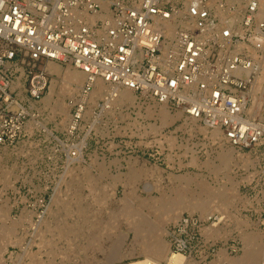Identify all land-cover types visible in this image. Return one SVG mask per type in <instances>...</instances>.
Segmentation results:
<instances>
[{
	"label": "rangeland",
	"instance_id": "rangeland-1",
	"mask_svg": "<svg viewBox=\"0 0 264 264\" xmlns=\"http://www.w3.org/2000/svg\"><path fill=\"white\" fill-rule=\"evenodd\" d=\"M229 2L230 0L227 1L229 5L235 6L234 10L236 11L237 3L230 4ZM213 5L215 6V2ZM234 10L232 11L234 12ZM225 11L228 13L229 10L225 9ZM232 11H229L230 14L233 13ZM214 15L219 19L215 11ZM238 16L241 18L239 23H242L243 14L240 13ZM222 26L226 25L222 24ZM257 31L256 29L255 34ZM237 33L242 39L246 38V28L243 34ZM255 34L250 35L251 44L253 43V36H257L258 32L257 35ZM245 43L249 44L248 42ZM244 54L248 56L245 52ZM249 60H251L250 57ZM61 66L66 69L69 65L61 64ZM46 71L48 72L49 86L53 79L58 82L61 81L59 75ZM248 87L245 91L250 89V85ZM48 92L49 87L42 98ZM257 96L259 98L260 94L258 93ZM137 97L139 98L136 100V104H141V106L137 107L136 104L119 106L116 108V112H113L114 115L113 113L101 115L98 106L93 107L91 110V117H82V112L78 110L81 120L75 129L71 130L72 132L68 131V123L62 122L63 117L52 114L51 109L49 110V107H47V110L39 100L37 102L39 110L33 109L31 112L37 115V121L53 130V135H48L44 129L38 127L30 132L24 131L28 136L23 134L15 144L0 146V205L7 208L9 218L16 220V233L24 236L25 246L30 240L28 238L31 234V222L38 221V214L43 212L48 205H53L51 208L56 211L54 215L49 216L48 222L53 221L54 218L62 222L64 216L68 222H71V217L77 219V216H83L85 219L83 222L78 218L80 225L83 226V235L75 232L73 238H77L76 240L69 241L62 236L58 237L55 233L59 232V228L56 229L55 227L53 231L52 229L49 231L47 237L52 238L55 235L53 237L54 241L51 242L55 243L51 245V249L66 251V254L69 253L66 257H62L63 254L58 256L59 254L50 253L49 244L40 243V239L36 238L39 243L36 240L37 242L30 245V248L32 252L37 253L40 251V253L34 254L33 263L129 264L141 260L144 255L141 252L140 244L134 240V233L131 230L129 231L131 225L126 221L125 213H123L125 206H128L131 214L135 216V222L138 221L139 217H142L152 227H163L165 231L163 238L169 243L170 249L172 241L170 231L182 217L193 215L207 220L210 216H217L213 224L222 225L223 230L220 231V235L215 236L205 230L206 227L212 226V223L204 226L201 239H195L191 244L193 253L184 255L187 260L191 261L189 264L193 262L194 264H210L211 262L232 264L230 259L235 260V264H248V261L251 264L253 260L256 264H264L262 263L264 262L262 261L264 250H260L261 248L264 249V141L251 148L240 149L230 145L225 139L222 140L226 152H232L231 156H228L230 158L228 164L223 165L222 157H220L223 153H221L218 143L205 138L202 132L192 134L184 128L181 124H183L186 117L178 110L166 105L170 115L177 116L178 114L179 117L163 127V131L154 132V125L157 126L159 120L156 114V116L154 114L150 115L146 111L148 112V105H153L155 102L141 98L138 94ZM65 100L67 104L72 102L69 96ZM257 100L254 108L259 109V111L257 110L258 114L254 116V119H259V114L264 118V98H262V105L259 108L257 104L260 99ZM250 103L251 100H249L246 109ZM76 106L77 103L73 102L71 104V115L74 114ZM49 114H52V116ZM48 115L50 118L47 117ZM60 119L61 121H59ZM59 122L63 123L62 125L66 129ZM198 123L203 125L201 122ZM148 130L153 133L148 132ZM170 136L175 139V143H171ZM84 139L86 146L83 148V160H76L70 164L66 163L67 149L72 148L71 151H75V146ZM5 156H8V158ZM66 168L67 170H65ZM216 168L220 169L215 171ZM183 176H190L192 180L185 183L181 179L172 178ZM91 177L93 180L90 179ZM127 180L129 184L126 183ZM79 183L81 185L78 186ZM103 187L105 188L102 189ZM64 190L66 195H61ZM94 190L97 192L95 193ZM53 192L54 196L57 195V192L60 194L61 202H58V204H51ZM98 195L99 197L101 195L102 203L100 202L101 199L97 197ZM179 195L185 197L184 203H200L202 204L201 208L206 211L198 209L191 212L184 209L174 219L163 218L158 211L159 206L163 202L180 200L178 199ZM68 196L72 197L69 198ZM94 196L96 199H94ZM125 196H128L126 205L124 203ZM94 200L98 204H95ZM64 203L66 207L63 206ZM76 207L82 209L83 213L78 214ZM120 213L121 216H119ZM8 222L3 216L0 217V230L3 226H9L10 222ZM94 224H97V226ZM106 224H110L113 229L112 227L106 228L102 232L100 227L102 228ZM63 227L66 228L67 225H63ZM99 231L101 234L98 236L99 247L93 245L88 247V244L86 246L84 244L86 238L91 234L99 233ZM249 233L257 237L261 247L256 251L257 254L256 252L253 253L254 247L245 239V234ZM118 240L119 242H117ZM136 247H140V252ZM112 249H116V251L111 253ZM9 250L17 254L21 248L18 245L10 246ZM82 250L86 252H82ZM109 252L112 256H114V253L117 254L112 257ZM246 253L248 254L246 255ZM8 255L9 253H6L4 256L5 264H14L16 261L9 260ZM110 258L114 259L111 260ZM37 259H39V262ZM23 262H29V258H22L21 264Z\"/></svg>",
	"mask_w": 264,
	"mask_h": 264
},
{
	"label": "built area",
	"instance_id": "built-area-1",
	"mask_svg": "<svg viewBox=\"0 0 264 264\" xmlns=\"http://www.w3.org/2000/svg\"><path fill=\"white\" fill-rule=\"evenodd\" d=\"M212 2L222 10L235 9L227 0H115L109 18L89 23L77 14L100 12L94 0H0V146H11L23 136L31 103L49 87V60L87 75L84 93L100 78L219 127L234 147L258 145L264 139V121L247 115L241 92L249 82L236 74L250 60L243 52L235 55L234 46L238 41L251 44L250 35L257 28L264 34V22L254 20L257 2L243 0L242 39L222 26ZM183 8L192 23L178 27L173 39L154 26L155 17L171 19ZM256 47L261 49L264 43L257 42ZM13 82L20 86L12 90ZM83 104L76 106L74 127ZM216 219L182 217L170 231L171 249L192 254V242L201 239L204 226Z\"/></svg>",
	"mask_w": 264,
	"mask_h": 264
},
{
	"label": "bare ground",
	"instance_id": "bare-ground-1",
	"mask_svg": "<svg viewBox=\"0 0 264 264\" xmlns=\"http://www.w3.org/2000/svg\"><path fill=\"white\" fill-rule=\"evenodd\" d=\"M94 1L97 2L100 5V7H101V11L100 12L94 13V14H88L86 12V10H82V11H80L77 14V17H79L80 19H84V20H86L89 23H95L96 21H98L100 19L109 18L110 17L109 6L111 5V3L113 1H110V0H94ZM227 1H229V0H227ZM255 1L257 2V9H256V12H254L253 17L255 18L256 21L264 22V0H255ZM213 3L214 2L210 3L209 5H210V7L212 9H215V12H216V14L219 17V20H220L221 24L226 25L233 32H236V33L239 32L241 34H243L245 32V27H243L242 23H239L241 18L238 16V14H240V13H242L243 16H244V13H245L246 4H244L243 0H230V2H229L230 4L237 3V5H238L237 6V10L236 11L234 10V12L232 11L233 12L232 14H230V12H229L230 10L227 13L225 10H222L221 8L216 7V5L214 6ZM225 13H227V14H225ZM242 20H243V18H242ZM190 23H192V20L187 18L186 9L183 8L182 10H180L178 12L177 15L172 16L171 19L163 20V19H160L159 17H155L154 26L157 29H159L160 31H163V33L165 34V36L167 38L173 39L178 27H183V28L186 27V28H188ZM257 30H259V29L257 28ZM215 31L217 32V29ZM255 35H257V34H255ZM206 37H207V35H206ZM216 40L219 43H221V41H223V40L220 39V37H218ZM252 40H253L252 41L253 43L251 45L245 43L244 41H238L235 44V46H234V48H235L234 52H235V54H237L238 52H243L244 51L248 55V57H250V59H251L250 63L248 62V64H247V60L244 62V64H247V65L239 66L237 71H236V74L239 75V76H243L250 83L249 84L250 85V89L247 90V91H244V92L242 91L241 92V96H243V102H241V103H242V106L245 107V104L247 106L249 100H251V103L249 104L248 108L245 111H246V113H247V115L249 117H253V119H254L255 118L254 116H256L258 114V111H259V109L254 108V106H255L254 104L257 103L256 102V101H258L257 99H260L258 104H257L258 108H259V106L262 105V98H264V48L260 49V48L256 47L257 42L264 43V34L259 32L257 36H253ZM260 52H261V54H260ZM61 64L62 63L51 61V60H49L46 63V67H48V68H46V70H48L49 72L56 73L57 75H59L61 77V81L58 82L57 80L53 79V81L51 82V84L49 86V92L47 93V95L45 97L42 98V100L40 99V102H42L45 105L47 110H48L47 107H49V110L51 109L50 112H52V114L54 113L55 115L57 114V115H60L61 117H63V121L62 122H67L68 123L67 127H68V131H70V132H72L71 130L75 129L74 126L76 125L75 121H73V114L72 115L70 114V108H71V104H73V102L77 103V104H79V103L83 104L84 103L83 107L80 105L79 111L82 112V114H83L82 117H89V116L91 117V110L93 109V107H97L98 106L100 108L99 109V113L101 115H105V114L116 112V108L119 107V106L135 105L136 102H137L136 100L139 98V97H137L135 92L131 91L130 89L111 86V85L103 82L100 78H97V79H95L93 81L92 89L90 91H88V93H84L83 90L85 88V84L87 83V75H85L80 70L76 69L75 67H72L70 64H67L69 66L66 69H63V67H62L63 65L61 66ZM19 86H20L19 82H13L12 85H11V89L13 90V89H15V88H17ZM258 93L260 94L259 98L257 96ZM68 96L72 100V102L69 103V104H67L66 100H65L66 97L68 98ZM147 105H148V103H147ZM160 105H161L160 107H158L159 104L157 105L156 103L153 104V105H148V108H149V109H147L148 112L146 111V113H149L150 115H153V114L157 115V119L159 120V124L157 126L154 125V128H153L154 132L156 131V133H157V131H161L162 128L165 127L168 123L174 122L179 117L178 114H177V116L176 115H174V116L170 115V113L166 109V105L165 104H160ZM138 106H141V104L137 105V107ZM33 109L34 110H37V109L39 110V108L37 106V103H31V105L29 107V110H30L29 111V113H30V117L29 118L30 119L27 120V122L24 124V130L23 131L30 132V131L34 130V128L40 127L42 130L44 129V131L48 135H50V136L53 135V133H54L53 130L47 128L42 122L37 121V115L35 113L31 112V111H33ZM138 110H140V109H138ZM179 113H181V111H179ZM52 114H49V115L52 116ZM78 114H80V112ZM173 114H174V112H173ZM49 115L47 117L50 118ZM113 115H114V113H113ZM143 115H142V117H143ZM139 116H141V115H139ZM61 117H59V118H61ZM185 117H186L185 121L181 125H183L184 128L188 129V131H190L192 134H195V133H198V132H202L204 134L205 138H207L208 140H212L215 143H218L219 147L221 148V153H223L220 156V157H222L223 165H227L228 162L230 161V158L228 156H231L232 152L231 151L226 152V150L224 149V145H223V142H222V140H224V134L221 131V129L219 127H217V126H213V125H210L208 123L200 125L198 123L199 122L198 119H194V118L188 117V116H185ZM52 119H54V118H52ZM259 119L260 120L264 119V118H262L261 114H259ZM59 121H61V119ZM136 123H137V121H136ZM59 124L62 125L63 123L59 122ZM131 124H129V125H131ZM65 125H66V123H65ZM148 126H149V124H148ZM64 128L66 129V127H64ZM135 129H136V127H135ZM149 130H151V129H149ZM149 130H148V132H152V131H149ZM117 133H118V131H117ZM142 133H144V132L142 131ZM166 137L168 138V136H166ZM166 137H165V139H166ZM85 139H86V137H85ZM85 139L81 143H79V144H77L75 146V148H74L75 149V152H74L75 156L74 157L71 156V153H70L72 148L71 149H67L68 151H67V162L66 163L70 164V163H72L73 161H76V160L77 161H82L83 160V156H84L83 148H84V146H86ZM169 140L171 141V143H175V139L172 136L169 137ZM261 141H264V139H261ZM19 153H22V152H19ZM9 154H7V155H9ZM6 158H8V156ZM10 165H11V163H10ZM76 167H78V166H76ZM67 168L65 170H67ZM217 169H220V168H216L214 170L216 171ZM85 171H83V172L85 173ZM223 171H224V168H223ZM81 175L83 176V173ZM82 176H80V177H82ZM172 178H176V180L181 179V181L185 182V183L190 182L192 180V177H190V176L172 177ZM90 179L93 180L92 177ZM0 180H1V178H0ZM76 181H78V180L76 179ZM82 181H80V182H82ZM85 182H87V181H85ZM96 182H97V180H96ZM126 183L129 184L128 180L126 181ZM66 185H67V183H66ZM76 185H74V186H76ZM79 185H81V183H79L78 186ZM94 185H95V183H94ZM65 187H67V186H65ZM104 188L105 187H103L102 189H104ZM55 191H56V189H55ZM78 191H79V189H78ZM94 191H93V194H94ZM100 191H102V190H100ZM66 192H68V191H66ZM96 192L97 191H95V193ZM104 192H103V194H104ZM59 193H61V192H59ZM62 194H65V190H64V193L63 192L61 193V195ZM95 195H97V194H95ZM52 196H53V200L51 199L52 200L51 204L52 203L58 204V202H61L60 194H58V192H57V195L55 194V196H54V192H53ZM71 197H69V198H71ZM97 197H99V195ZM100 197H101V195H100ZM127 197L128 196H125V202H124L125 205L128 203V198ZM181 197L182 196L179 195L178 199H180V200H177L176 202H174V201L171 202V201L167 200L168 202H165V203L163 202L161 204V206H159L158 211L163 216V218L166 217L167 219H169V218L170 219H172V218L174 219V218H176L179 215L180 211L184 210V209H187V210H189L191 212H193V211L195 212L198 209H202L204 212L206 211L203 208H201L202 204L196 203V202H191V204H190V202H187L188 204H186V203H184L185 197H182V198ZM91 198L93 199V197H91ZM94 199H96L95 196H94ZM96 202L97 201L94 200V203L98 204ZM100 202L102 203V199H101ZM100 202H99V204H100ZM52 206L48 205L47 207H45L46 209L43 212H40L38 214V218H39L38 221L31 222V234L29 236L30 238H28L30 240H28L29 244L26 241L27 242V246H25L24 238H23L24 236H20V234L18 235L16 233V228H15V227H17L16 220L9 218L7 216V208L5 206L0 205V217L3 216V218H6V220H8L10 222L9 226H3L2 229L0 230V264H3V263L5 264V261H4L5 257L4 256H5L6 253H9V255H8L9 260L13 259V260L16 261L15 263H17V264H21L22 258H24V257L29 258V262H26V263L23 262L22 264H34L33 263V257H34V254L36 252L35 253L32 252V249L30 248V245H32L33 243L37 242L38 241L37 239H40V243L43 242V243H48L49 244L50 253L51 252L54 253V254L56 253V255L59 254L58 256H61V254H63L62 257L63 256L66 257L67 254H69V253L66 254V251H64V250H55L53 248L51 249V245L53 243H55V242L51 243L52 240H53V237L55 235L53 233L54 236L51 235L52 238H50V237H47L48 233H50L49 231L51 229L53 231V229L56 227V229L59 228L58 229L59 232L55 233V234H57L58 237L62 236V237H64L65 239H67L69 241H72L74 239L76 240L77 238H73V236L75 237V232L76 233L79 232V234L83 235V233H82V227L83 226L80 225V221L78 220V218H80L81 221H83V222L85 221V219L83 218V216H77L78 217L77 219L71 217L72 218L71 222H68V220H66L65 216L63 215L64 216V220L62 222L61 221L59 222L57 219L55 220V218H54L53 221L48 222L49 216H52V215H54L56 213V211H54L51 208ZM63 206H65V203L63 204ZM67 206H69V205H67ZM214 207H215V205H214ZM76 208L78 209V207H76ZM57 211H59V209H57ZM77 212H78V214H81V213H83V210L82 209H78ZM224 212H226V211H224ZM123 213H125L126 221L131 225V228L129 229V231L131 230L134 233V236H135L134 240H136L140 244L141 252L144 255V258H142L141 260L133 261V262H131L129 264H189V262H191L190 260H187V257H185L183 254H181L179 252H175V251L170 249L169 243L166 242L164 240V238H163L165 231H164L162 226H153L152 227L151 225L147 224L146 219H144L142 217H139L138 221L135 222V216H133L131 214V210H130V208L128 206H125V208L123 209ZM46 216H48V217H46ZM68 216H70V215L68 214ZM119 216H121V213H120ZM62 219H63V217H62ZM110 224H106L104 226H102V225H98V226H102V228L100 227V229L103 232L106 228L112 227V226H110ZM63 225H67V227L65 228V227H63ZM94 225L97 226V224H94ZM94 225H93V227H94ZM221 226L222 225H219V224H217V225L213 224L212 226L206 227L205 230L208 231V233H212L213 235L216 236V235H220V233H221L220 231L223 230V228H221ZM112 229H113V227H112ZM46 233H47V235L45 236ZM99 234H100V231H99V233L91 234L90 235L91 237L88 236L86 238V241L84 242V244H86V246L88 244V247H89V245H91V246L93 245L94 247L95 246L99 247L98 246L99 245V240H98ZM251 235H253V236H251ZM79 237H81V236H79ZM245 239H247V242H249L254 247L253 253H255L257 250H259L261 248L259 246L258 241H257V237L254 234H252V233L251 234L250 233L249 234H245ZM69 241H66V242H69ZM117 242H119V240ZM38 243H39V241H38ZM17 245H18L19 248H21L19 253L15 254V253H13V252H11L9 250L10 246L13 247V246H17ZM70 246L72 247V245H70ZM70 246H68V247H70ZM140 247L139 248L136 247V248H138V250H139ZM83 250H84V248H83ZM83 250H82V252H86V251H83ZM260 250H264V249L261 248ZM113 251H116V249H114V250L112 249V252L111 251L110 252L113 253ZM38 252L40 253V251H38ZM139 252H140V250H139ZM70 253H71V251H70ZM111 253H110V256H112ZM132 253H133V251H132ZM116 254L117 253H114L113 255L115 256ZM247 254L248 253H246V255ZM256 254H257V252H256ZM114 256H112V257H114ZM221 256H223V255H221ZM62 257H60V258H62ZM244 257H245V255H244ZM113 259H111V260H113ZM38 260L39 259H37V261ZM230 260H231L232 264H235V262H236L235 260H233V259H230ZM239 260H238V263H239ZM162 261H164V263H162ZM262 261H264V259H262ZM248 262H249L248 264H250V261H248ZM262 263H264V262H262ZM191 264H194V262L191 263ZM251 264H256V263L253 260V263H251Z\"/></svg>",
	"mask_w": 264,
	"mask_h": 264
},
{
	"label": "crops",
	"instance_id": "crops-1",
	"mask_svg": "<svg viewBox=\"0 0 264 264\" xmlns=\"http://www.w3.org/2000/svg\"><path fill=\"white\" fill-rule=\"evenodd\" d=\"M136 94V93H135ZM137 95V94H136ZM24 135H27V133H24ZM28 136V135H27ZM214 262H211L210 264H213ZM214 264H223L222 262H215Z\"/></svg>",
	"mask_w": 264,
	"mask_h": 264
}]
</instances>
